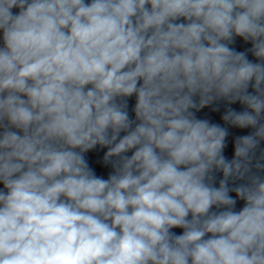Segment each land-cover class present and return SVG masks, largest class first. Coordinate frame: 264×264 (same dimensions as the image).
Returning a JSON list of instances; mask_svg holds the SVG:
<instances>
[{"label":"clouds","instance_id":"1","mask_svg":"<svg viewBox=\"0 0 264 264\" xmlns=\"http://www.w3.org/2000/svg\"><path fill=\"white\" fill-rule=\"evenodd\" d=\"M0 264H264V0H0Z\"/></svg>","mask_w":264,"mask_h":264},{"label":"water","instance_id":"2","mask_svg":"<svg viewBox=\"0 0 264 264\" xmlns=\"http://www.w3.org/2000/svg\"><path fill=\"white\" fill-rule=\"evenodd\" d=\"M238 207H239V205H238Z\"/></svg>","mask_w":264,"mask_h":264}]
</instances>
